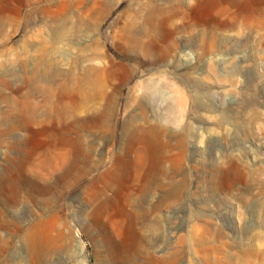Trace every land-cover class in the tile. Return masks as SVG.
Listing matches in <instances>:
<instances>
[{"label": "rangeland", "instance_id": "rangeland-1", "mask_svg": "<svg viewBox=\"0 0 264 264\" xmlns=\"http://www.w3.org/2000/svg\"><path fill=\"white\" fill-rule=\"evenodd\" d=\"M0 264H264V0H0Z\"/></svg>", "mask_w": 264, "mask_h": 264}]
</instances>
